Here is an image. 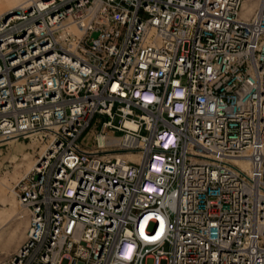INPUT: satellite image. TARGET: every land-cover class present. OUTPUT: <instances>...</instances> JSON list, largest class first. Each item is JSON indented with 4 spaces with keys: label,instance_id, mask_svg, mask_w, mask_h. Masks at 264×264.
<instances>
[{
    "label": "built area",
    "instance_id": "obj_1",
    "mask_svg": "<svg viewBox=\"0 0 264 264\" xmlns=\"http://www.w3.org/2000/svg\"><path fill=\"white\" fill-rule=\"evenodd\" d=\"M17 138L37 147L13 185L28 225L0 264H264V0L1 12Z\"/></svg>",
    "mask_w": 264,
    "mask_h": 264
},
{
    "label": "rangeland",
    "instance_id": "obj_2",
    "mask_svg": "<svg viewBox=\"0 0 264 264\" xmlns=\"http://www.w3.org/2000/svg\"><path fill=\"white\" fill-rule=\"evenodd\" d=\"M16 3L0 0V12ZM82 141L91 144L93 139ZM36 150L35 143L22 138L0 144V261L8 257L25 237L28 211L14 195L13 185L31 167L28 160L35 158ZM147 264H151V258L147 259Z\"/></svg>",
    "mask_w": 264,
    "mask_h": 264
},
{
    "label": "bare ground",
    "instance_id": "obj_3",
    "mask_svg": "<svg viewBox=\"0 0 264 264\" xmlns=\"http://www.w3.org/2000/svg\"><path fill=\"white\" fill-rule=\"evenodd\" d=\"M13 1H16L17 3L14 4L12 7H10L9 9H6V10H4V11H11V10L15 9L19 4H21V3H23V2H26V1H28V0H13ZM12 8H13V9H12ZM4 11H2V12H4ZM0 13H1V12H0ZM126 155H128V156H132V155L129 154V153H127ZM32 159H33V157H32ZM34 161H35V158L33 159V161H30V166L33 165Z\"/></svg>",
    "mask_w": 264,
    "mask_h": 264
},
{
    "label": "crops",
    "instance_id": "obj_4",
    "mask_svg": "<svg viewBox=\"0 0 264 264\" xmlns=\"http://www.w3.org/2000/svg\"><path fill=\"white\" fill-rule=\"evenodd\" d=\"M28 156H29V154L27 153V154H26V157H28ZM30 161H33V160H32V157L29 158L28 163H29Z\"/></svg>",
    "mask_w": 264,
    "mask_h": 264
},
{
    "label": "water",
    "instance_id": "obj_5",
    "mask_svg": "<svg viewBox=\"0 0 264 264\" xmlns=\"http://www.w3.org/2000/svg\"><path fill=\"white\" fill-rule=\"evenodd\" d=\"M5 12H6V14H8V13L12 12V10L11 11H5ZM93 34L95 35L96 33L94 32Z\"/></svg>",
    "mask_w": 264,
    "mask_h": 264
}]
</instances>
